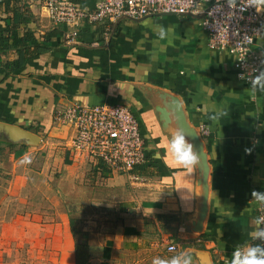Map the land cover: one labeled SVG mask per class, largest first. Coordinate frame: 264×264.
Listing matches in <instances>:
<instances>
[{
    "label": "crops",
    "instance_id": "0c3cea01",
    "mask_svg": "<svg viewBox=\"0 0 264 264\" xmlns=\"http://www.w3.org/2000/svg\"><path fill=\"white\" fill-rule=\"evenodd\" d=\"M72 1L93 7V0ZM5 20L0 37L29 34L37 43L48 38L52 44L29 59L20 74L3 79L0 71V92L6 90L0 122L40 133L41 140L40 147L12 148L17 176L6 186V200L15 195L26 203L16 182L24 180L28 157L39 154L44 167L52 157L59 167L82 172V179L85 172L92 174L109 197L99 202L101 217L84 221L79 241L65 212L57 211L56 223L49 226L6 224V248L11 253L18 248L8 260H21L28 243L37 254L32 257L44 264H75L77 243L86 246L85 264H152L153 258L170 260L185 252L194 264H203L202 254L209 264H229L237 247L257 245L252 233L258 230L260 204L254 194L264 193V88H249L235 76L231 56L208 49L198 18L122 20L107 41L103 27L84 24L71 44H65L39 3L5 1L1 28ZM157 24L167 30L163 37L154 31ZM8 44L0 53L3 61L33 47L30 42L12 47L11 38ZM253 49L264 61V41ZM71 103L126 105L138 121L147 161L124 174L74 156L69 150L73 130L54 120ZM177 129L193 146L194 165L178 163L168 149ZM29 226L35 234L30 239ZM41 231L49 235L43 239ZM170 245L176 250L168 251Z\"/></svg>",
    "mask_w": 264,
    "mask_h": 264
},
{
    "label": "built area",
    "instance_id": "2783aa9c",
    "mask_svg": "<svg viewBox=\"0 0 264 264\" xmlns=\"http://www.w3.org/2000/svg\"><path fill=\"white\" fill-rule=\"evenodd\" d=\"M7 0H0V4ZM39 3L49 21L64 27L65 44L73 43L82 25L103 27L107 41L119 21H138L162 15L198 18L212 52H226L233 58L237 79L249 88H264V61L253 49L264 41V9L257 12L247 0H93L92 9L82 8L72 0H18ZM54 120L69 126L73 136L69 150L77 158L89 159L111 173L131 172L145 163L146 144L139 124L124 104L82 106L71 103L55 113ZM207 135L205 128L200 129ZM258 230L264 229V205L256 208ZM264 246V239L257 238ZM173 252V245L167 247Z\"/></svg>",
    "mask_w": 264,
    "mask_h": 264
},
{
    "label": "rangeland",
    "instance_id": "374dc122",
    "mask_svg": "<svg viewBox=\"0 0 264 264\" xmlns=\"http://www.w3.org/2000/svg\"><path fill=\"white\" fill-rule=\"evenodd\" d=\"M8 144L6 142L0 150V264H44L41 259L32 257L37 254L28 243L21 260L18 257L8 260V255L18 254V248H12V253L6 248V234H9L6 233V224L25 222L27 225L37 223L49 226L52 222L56 223L57 211L65 212L74 241H79L84 221L92 216L101 217L103 211L99 202L109 197L105 191L101 190L102 187L95 184L92 174L85 172V177L82 179V172L59 167L53 163L52 157L50 164L47 163L44 167V160L39 154L36 158L28 157L24 180L16 182V192L18 193V187H20V192H23L27 199L26 203L20 201L15 195H9L6 200V186L9 187V183L17 176L13 174L15 161L10 160L11 157H9L12 148L17 145L9 146ZM28 230H31L30 226ZM11 234L16 235L13 232ZM40 234L44 239L49 232L41 231ZM27 235L30 239L35 235L34 230L28 231ZM41 251L44 252L45 249L41 248Z\"/></svg>",
    "mask_w": 264,
    "mask_h": 264
},
{
    "label": "clouds",
    "instance_id": "9594fccd",
    "mask_svg": "<svg viewBox=\"0 0 264 264\" xmlns=\"http://www.w3.org/2000/svg\"><path fill=\"white\" fill-rule=\"evenodd\" d=\"M235 0H229L230 5H234ZM247 5L255 8L257 12L264 9V0H247ZM154 31L159 36L163 37L166 34V29L163 25H154ZM168 149L174 156L175 160L182 164H195L197 161L196 153L193 151V146L179 129L176 130L175 135L168 141ZM256 201L264 205V193L254 194ZM254 239H264V229L255 230L252 233ZM152 264H194V260L189 253H182L174 256L170 260L161 258H153ZM229 264H264V246L245 245L237 247L232 252V258Z\"/></svg>",
    "mask_w": 264,
    "mask_h": 264
},
{
    "label": "trees",
    "instance_id": "16d2710c",
    "mask_svg": "<svg viewBox=\"0 0 264 264\" xmlns=\"http://www.w3.org/2000/svg\"><path fill=\"white\" fill-rule=\"evenodd\" d=\"M14 2H18V0H13ZM25 14V10H23L22 15ZM18 14L14 13V20L17 21L18 18ZM5 22V26L4 28L0 27V32L2 31H6V20ZM60 26L59 28L62 31V35H64L65 33V28ZM60 31V32H61ZM9 38L12 39V43L13 45H11L12 47H16L18 45H21L23 42H30V44L33 46L32 48L30 47H24L23 50L18 54V59L14 60V61H3L0 59V71L3 75V79H6L8 77H14L18 74H20V72L22 71V69L24 68V65L26 64V62L31 59L34 58L36 56H39L40 54L50 50V47L52 46V44L50 43V40L48 38H44L43 41L41 43H37L31 35L26 34L24 35L21 39H16L13 35H11L10 37H0V53H6V50L9 47L8 41ZM0 121H3L2 115L6 114V90L4 92H0ZM34 132L36 130H33ZM141 134V131H140ZM2 142L0 141V144ZM9 146H13L12 144H8ZM1 150V147H0ZM148 159V155H145V160L147 161ZM86 262V246L83 245H79L76 243L75 245V264H85Z\"/></svg>",
    "mask_w": 264,
    "mask_h": 264
},
{
    "label": "water",
    "instance_id": "95a60500",
    "mask_svg": "<svg viewBox=\"0 0 264 264\" xmlns=\"http://www.w3.org/2000/svg\"><path fill=\"white\" fill-rule=\"evenodd\" d=\"M0 138L12 145L37 146L40 137L15 125L0 122ZM203 264H209L206 254L201 256Z\"/></svg>",
    "mask_w": 264,
    "mask_h": 264
}]
</instances>
